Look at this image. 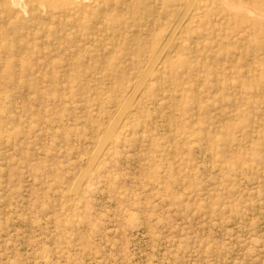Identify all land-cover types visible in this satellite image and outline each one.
Segmentation results:
<instances>
[{"label":"rangeland","instance_id":"1","mask_svg":"<svg viewBox=\"0 0 264 264\" xmlns=\"http://www.w3.org/2000/svg\"><path fill=\"white\" fill-rule=\"evenodd\" d=\"M0 264H264V0H0Z\"/></svg>","mask_w":264,"mask_h":264},{"label":"bare ground","instance_id":"2","mask_svg":"<svg viewBox=\"0 0 264 264\" xmlns=\"http://www.w3.org/2000/svg\"><path fill=\"white\" fill-rule=\"evenodd\" d=\"M57 63V62H56ZM90 74V73H89ZM106 76V75H105Z\"/></svg>","mask_w":264,"mask_h":264}]
</instances>
